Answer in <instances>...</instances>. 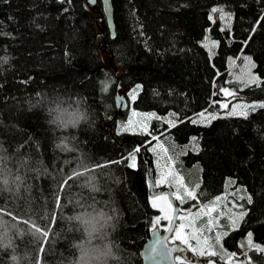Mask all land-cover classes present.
Returning a JSON list of instances; mask_svg holds the SVG:
<instances>
[{"label": "trees", "instance_id": "16d2710c", "mask_svg": "<svg viewBox=\"0 0 264 264\" xmlns=\"http://www.w3.org/2000/svg\"><path fill=\"white\" fill-rule=\"evenodd\" d=\"M112 3L114 39L99 0H0V264H143L157 144L196 259L264 264V0ZM74 97L90 119L49 123Z\"/></svg>", "mask_w": 264, "mask_h": 264}, {"label": "water", "instance_id": "95a60500", "mask_svg": "<svg viewBox=\"0 0 264 264\" xmlns=\"http://www.w3.org/2000/svg\"><path fill=\"white\" fill-rule=\"evenodd\" d=\"M90 5H95L96 0H88ZM103 16L105 18L106 27L109 31L110 37L112 39L115 38V23H114V8L112 0H99ZM231 99V96H221L219 95L218 90H215V92L211 95L210 104H226ZM115 101L116 106L119 111H125L127 109V102L125 98L119 94L118 91H116L115 95ZM142 152H144V149H142ZM137 153L134 152L133 155L135 156ZM146 162H147V176H148V184H149V196L150 197H156L161 195H167L171 205L173 207V215L172 220L169 228L165 233L160 232L158 229L153 230L150 233V239L146 242V244L143 246V249L141 251V258L143 264H179L176 262L175 255L181 254L182 258L184 259V262H194L197 264H201V262H198L196 258L193 257H187V249L182 245L172 246L169 243V239L171 238L174 229L176 227L177 221H178V214H179V207L177 206L173 192L170 188H162L160 190L154 191V183L151 178V162L148 159V156L145 155ZM177 248L179 251L172 252L171 255H167V250ZM204 260V264H205Z\"/></svg>", "mask_w": 264, "mask_h": 264}, {"label": "rangeland", "instance_id": "374dc122", "mask_svg": "<svg viewBox=\"0 0 264 264\" xmlns=\"http://www.w3.org/2000/svg\"><path fill=\"white\" fill-rule=\"evenodd\" d=\"M224 90H225L224 88L220 89L221 96L225 95ZM231 104H232V102L230 101L227 105L230 106ZM217 105H219V104H217ZM222 105H224V104H222ZM219 106H220V108H222L219 111H225V109H223V108H226V107H222L221 105H219ZM153 118H155L154 115H149V114L139 115V114L133 113V120L135 122L134 129H136V130L140 129L141 130V129L146 127L147 131H148L150 120ZM150 152L155 159V168H154L153 172L151 171V174L154 175V176H151L152 181L154 183V191L160 190L162 188H169L168 180H169L170 174H171V167H170V164L168 161L167 153L164 154L161 152V148H160L159 144L153 145L150 149ZM150 170H151V168H150ZM173 196H174V199H176V196L174 195V193H173ZM156 197H163L164 199H158L157 200V207H154L155 209H157L159 211L160 217H162V219H155V221L158 220L159 222L155 228L153 227V230L158 229L160 232L165 233L171 224L172 215H173V207H172L171 202H170L167 195H161V196H156ZM152 198H154V197H151V199ZM151 199H150V204L152 206ZM169 205L171 207H169ZM161 208L164 209L163 212L160 210ZM165 214H167V216L169 217L168 219L164 218ZM189 215H190V212L188 210L179 208L178 221H177L175 229L180 224H184L186 226L185 220L189 217ZM175 229H174V232H173L171 238L169 239V243L172 246H177V245L184 246L188 251L187 257L190 256V257L196 258L193 251L190 249V247H186L184 244H182L179 240H177L175 238ZM213 233L217 234V232L215 230H213ZM175 259H176L177 263H181V261L184 262V259L182 258L181 254H176ZM204 260L206 261V264H216V262H214L215 260H214L213 256L206 255ZM204 260L203 259H197L198 262H203ZM217 264H249V263L246 260H242L241 262H235V261H232L230 259H227L226 261H224V262L220 261Z\"/></svg>", "mask_w": 264, "mask_h": 264}, {"label": "snow or ice", "instance_id": "6c2138e0", "mask_svg": "<svg viewBox=\"0 0 264 264\" xmlns=\"http://www.w3.org/2000/svg\"><path fill=\"white\" fill-rule=\"evenodd\" d=\"M216 11H221V12H222V10L213 9V12H216ZM210 18H211V17H210ZM249 62H250V61H249ZM224 91H225V95H226V96L231 95V93H229L227 90H224ZM221 106H222V107H227L226 104L221 105ZM259 107H264V105H259ZM230 114H232V115L237 114V110H236V108H233V110H232V112H231ZM238 114L243 115V116H245V117H247V115H248L247 111H245V110H241ZM201 117H202L204 120H206L207 122H210L211 119H215V118H216V117H214V116H213V117H210V118L205 117V114H203V113H201ZM169 123L171 124V122H169ZM124 130H128V129L126 128V129H124ZM141 131H142V132H147V128L145 127V128H143V129H141ZM137 151H138V149H137ZM130 160H131V163L129 164V166L134 168V167H135V157H134V156L130 157ZM177 179H178V182L180 183V188L183 189V193L181 194L180 191H179V189H178L177 194H176V198L179 199L182 203L184 202V198H185V197H189V198H192V199H196V192H195V190H194V189L189 190V189L185 188L184 185H183V183L179 181V178H177ZM158 182H159V181H158ZM197 187H198V186H197ZM158 199H164V198H163V197H154V198H152V199H151V203H152V206H153V207H157V200H158ZM218 199H219V198H218ZM249 203H251V198H249ZM169 207H171V206L169 205ZM206 207H207V206H206ZM160 210H161L162 212L164 211V209H162V208H161ZM213 211H215L214 208L208 207V213H211V212H213ZM245 214H246V213H243V212L239 213V214H238V219H242L243 216H244ZM164 218H165V219H168L169 217L167 216V214H165ZM158 222H159L158 220H156V221L153 222V227H154V228L156 227V225L158 224ZM233 224H235V221H233ZM184 228H185V225H184V224H180V225L175 229V238H176L177 240H179L182 244H184L186 247H191V245H190V243H189V239H188V237H187V234L184 232ZM192 239H197V242L199 243V239H198V237L193 236ZM219 239H220V238H219V236H218V237H217V243L219 242ZM205 243H207V241H205ZM248 243H249V246H251V234H249V240H248ZM175 251H179V249H177V248L168 249V250H167V255H171L172 252H175ZM193 251L195 252L196 249L193 248ZM204 254H205V251H204V250H201V251L199 252V255H201V256H203ZM215 254H216V253L213 252V251H208V252H207V255H209V256H212V255H215ZM181 264H183V261H181Z\"/></svg>", "mask_w": 264, "mask_h": 264}, {"label": "clouds", "instance_id": "9594fccd", "mask_svg": "<svg viewBox=\"0 0 264 264\" xmlns=\"http://www.w3.org/2000/svg\"><path fill=\"white\" fill-rule=\"evenodd\" d=\"M40 95L41 93H37V96ZM85 102L82 97H74L71 104L65 98H60L59 101L50 103L45 115L49 117V123L58 127H63L66 123L69 126L79 127L80 124L90 119L87 108L83 107Z\"/></svg>", "mask_w": 264, "mask_h": 264}, {"label": "flooded vegetation", "instance_id": "af4514ba", "mask_svg": "<svg viewBox=\"0 0 264 264\" xmlns=\"http://www.w3.org/2000/svg\"><path fill=\"white\" fill-rule=\"evenodd\" d=\"M225 97H226V95H225ZM215 262H216V264L218 263L217 260H215Z\"/></svg>", "mask_w": 264, "mask_h": 264}]
</instances>
